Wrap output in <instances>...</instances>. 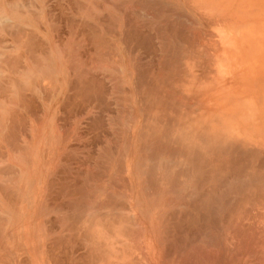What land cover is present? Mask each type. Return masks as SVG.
I'll return each mask as SVG.
<instances>
[{
  "label": "rangeland",
  "instance_id": "rangeland-1",
  "mask_svg": "<svg viewBox=\"0 0 264 264\" xmlns=\"http://www.w3.org/2000/svg\"><path fill=\"white\" fill-rule=\"evenodd\" d=\"M175 1L176 0H174V2ZM180 1L179 0L178 2L176 1L177 4H180L178 5L179 6L178 7L176 6V2L174 4V2L171 0H0V7H1L0 11L2 13H6L8 18L11 19V17L18 14L17 13L18 10L17 11H12V10L15 7L17 8L20 6L22 7V8L20 7L22 10L18 8L19 9L18 12L23 13L22 15H25L23 17H26V15L28 16L26 17L28 18L26 19V22L25 21L22 22L21 20L16 19V16L13 17L12 19L14 21L12 22V24L11 23L9 24L11 25V28H8L9 26H7L6 28H8V32L5 33L3 32L2 35H0V43H2L3 41V45L5 46L7 52L8 53L11 52L13 56L15 55L14 57L18 58L19 61L18 73L11 68L12 66L9 67V65H5V64L4 66H0V74L2 76V77L0 76L1 77L0 90L2 87H4L5 88L4 90L7 91V92L4 91L6 94L0 91V157H1L0 159L5 157L1 161L3 163L0 162L1 163L0 168L6 167L8 165V169L6 170L4 169L1 170L2 168L0 169L1 170L0 174L1 173L5 174L7 170L9 171V169L12 172L10 174L6 172V176L3 174L0 175V179H1L0 181L1 182L5 181L3 182L5 184H2L0 182L1 183L0 185H3L4 188V185L7 186L8 182L10 183L15 182V179H17L18 176L16 177L13 174L18 172L16 171L17 169L21 170L24 167L22 173L23 171L25 173L27 169L28 170L31 169L30 172L33 171L32 170L34 166L33 162H35L34 157H36L34 156L35 154L34 151L37 149L40 150L39 156L41 157L40 160L42 161V163L40 162L41 166L49 168L50 161L53 158L52 155L54 156L53 153H55L54 150L52 151L53 153L49 151L51 148L48 149L50 145L49 138H53L54 140V137L56 138L57 136H64L65 138L66 136L68 137L69 135L70 137V135H72L71 125H69L70 120L76 123L75 124L76 129L73 135L76 137L78 136V137L86 138L88 140V141H83V143H85L84 144L85 146L94 147L96 146L94 144L100 145L103 140L104 143L110 142L108 137L104 138L105 134L106 135L108 134L110 136L114 135L111 137V140L112 138L114 139L119 138V136H116L117 133L114 132V131L117 132V129L111 128L113 125H110L111 123L113 124V119L109 118L108 121L111 120L110 123L108 121H105L104 124V121H102V119L104 120V118L101 117L106 112H107L106 114H111V116L114 114V116L116 117L118 115V112L116 111L115 108H119V106H121V105L119 106L117 105L118 103L116 101L117 98L114 96L112 91L110 92L111 86L110 88H108L109 85L106 86V90L102 91L100 94L99 92L96 94L92 92L91 95L89 96H85V92L84 95L78 94L80 93L78 90L75 92L73 89H69V86L66 88L65 87L66 78L64 79L63 74L60 73H64L63 70L65 68L67 69V67L69 68L68 66L69 63L67 61H64L66 60L65 58L67 55L70 54L72 55L73 53L79 55L81 58L76 55L75 56L77 58L73 56V58L75 57V59H73L75 60L74 62H76V64L77 62H80L77 61L79 57L81 62L82 63L84 62L83 64L86 65L85 67L92 72L93 76L95 77L97 76V78L102 79L101 75L104 74L105 70H114L118 78L119 77L122 78L121 80L124 83V84L122 83L124 85L122 86V91L121 93H116L115 95L116 96L120 95L122 96V98H125L126 103L128 104L129 102L131 106L133 105L134 99L137 100L136 106L138 109L135 111V113L137 115L136 120H137V129H138L142 125L141 118L143 120V116L140 113L142 112L141 110H145L146 113L150 111L152 114L149 112L147 114L153 115L159 110L158 108H161L156 105L157 101H152L153 104H151L150 107V105H148L147 103V98H148L147 96L149 97L152 96L157 100L158 95H160L161 93L160 91L162 89L164 90V79H163L164 59L168 56L169 58L171 57V55L169 54L167 55L166 52L169 49H176L177 46L180 52L176 53L173 51L175 54L173 58L176 59H173V61L169 62L168 68L166 70V73L168 74L169 79L171 80V81H166L165 84L166 88L167 87L170 88L169 89L170 93L168 95V98L170 96L173 97L176 96L178 99L176 108H181L180 110L183 112V116L184 117L187 116L188 119H192L189 116V111L190 112L192 111L194 114L193 118L198 119L203 124L205 123V121L202 118H200L199 116L200 114L205 115L207 117L209 114L212 115V113H215L216 116L215 129H216L217 137H222L225 138L226 140L228 139V145L230 146H233L234 144L237 145L235 147L233 146L231 151L238 147L237 150H234L237 152L234 151L229 152V154L231 155L230 156L227 155L228 158H230L229 160L232 162V166L229 163L230 166L232 167V168L230 167L229 170L231 172L229 173L227 170L228 173L226 174L228 175H226L225 173H220L219 171L221 178L223 176L222 174H225L226 176H228L226 179H230V181L225 180L226 177L225 175L222 180L221 179L217 180L218 181L217 182L218 185L216 186L217 196L220 197H217L219 200L217 201L218 207L215 211V214L217 211H220L221 213L217 212L218 214L214 216V219L212 218V221L210 222L211 223L210 228L208 225L209 231L208 228H206L207 225L206 226L199 225L200 226L199 227L198 225L196 226L191 224L190 227V224L187 223L189 225L188 226L185 223L183 226H178L181 229L178 228L175 224H172L170 226L167 225V228L170 229V232L169 231L164 232L166 230V225L164 224L165 222L163 216L164 214L159 216V213L156 212V210L153 208L152 210L151 207L149 208V210H147L148 211L147 212L146 209L148 208V206H146V203L142 200L143 198H141L140 200L143 202V206L141 207H143L144 209H141L143 210L142 212L139 211L137 213V215L138 214L140 215L138 216V218L140 217L141 218L138 221H136L137 219L135 221L137 227L142 226V228L140 229L144 231L140 230L139 228H136L135 227L136 225L134 223L133 224L135 225L134 229L135 230L137 229L138 232L134 230L136 234L131 235V237L129 236L133 241L132 240L130 241L128 236H127L128 239L125 238L126 235L124 234V237L122 238L121 241H124L126 244L124 245V243H122L123 245L122 247L129 246L131 248L130 245H132L131 249L138 250L136 251V259L138 261V264H148L147 261L149 262V264L150 263L166 264L167 262H165L164 260L170 261V259L172 258L169 257V254H171V251H174L176 249H178L177 251H179L180 255H183L180 257L181 260L179 262L180 264H194L195 263L194 260L198 261L196 262V264H208V263L210 264V262L211 264H215L214 261L218 259V257L215 256L218 254L227 255L226 256L227 264H264V249H263L264 247H261L264 245V229H261L264 228V0H193V3L192 0H190L191 3H189L190 1L187 0L189 4L187 3L188 5H185L184 9H183L184 5L180 9V6L182 4L179 3ZM14 3L17 4L13 5ZM176 9H179L180 11ZM176 11L182 13L181 15L182 18L180 16H176V14L178 13V12L176 13ZM184 15L185 17L183 20ZM177 17H180V20H176ZM190 17L192 20L190 19ZM97 20L101 22L99 21L97 22ZM185 20L187 21L189 20V23L193 22V24H195L196 26L194 28L192 27L185 29L184 31L188 33L185 34L186 36L179 31V25H178V23L183 24L184 22H185L184 24L186 25L187 21ZM131 21H138L137 26H134V24L129 25ZM122 22L125 23L126 26L125 29L118 27ZM109 23L115 24L116 27L114 28V30L107 28L109 26ZM189 23H187V26L190 25ZM14 26L19 27L20 29L19 31H22L23 33L25 32L23 34V39L20 38L21 40H18L17 42L14 40L15 39L14 33L16 32L15 34H17L18 29H16L15 27L16 31L15 30L13 31ZM129 26H132L130 29H135V28L137 29V37L134 38L129 33L130 30ZM164 26L167 29H170V31L178 32L185 39H183L180 42L179 40H175L174 38L173 39L166 38V40L164 41V38L166 37L164 36L165 35L164 32L167 31V29H165ZM22 28L25 31H23ZM89 29L97 30L98 34L101 37H104L103 35H105L107 38L106 44L102 43L100 44L101 46L97 45L98 48L100 47L98 49L97 46H95L96 44L91 41L92 36L89 37V35H87L88 33L90 34V31H93V30L89 31ZM24 35L26 36L24 37ZM31 35H34L35 37L34 42L36 44V48H38L36 51V55H38L40 59V61L38 59L39 62L38 61L36 62L35 68H34V64H32L29 58V55L31 53V49H29L30 48L29 39ZM19 37L22 36L19 35ZM87 38L90 40V43L87 40ZM187 40H190L191 44L193 41L195 46L193 44L191 45L190 43H188ZM73 45L75 46L74 48H72ZM15 46L17 48V51L15 50L16 48L14 49ZM76 46L78 48L81 46L79 48L80 50L76 48ZM192 46L194 48H192ZM62 51L65 53L63 54ZM50 53H52L53 58H50L51 57ZM167 53H169V51ZM47 56L50 63H51L50 61L51 59L55 60V62H53L52 60V62L55 64L54 65L52 63L55 66V67L52 66V69L53 67L56 68L54 69L55 70L54 73L57 74L59 73L58 76L57 74H55L56 77L51 78V80L48 71H46L45 73V75L46 74L48 75V80H47V76L46 78H42L44 72L42 71L43 69L41 70V67L45 68L47 66L46 64L43 63L47 61L46 60ZM41 58L43 61H41ZM168 59L166 58L165 61L167 62ZM72 61L71 63H74ZM40 62H42L44 66ZM39 63L41 64L40 68L38 65ZM66 63H68V65ZM83 64H81L82 66L81 68L84 67ZM85 67L83 71H85L86 69ZM37 68H39L42 72H38L36 70ZM66 69L65 71H67L70 81L71 75L73 73H71L70 68L67 70ZM174 69L177 70L178 72H174ZM91 72L90 74L89 73L87 74L89 76H92ZM150 72H152L156 77L159 76L158 81L155 78V76ZM37 73H43V75L42 74L39 75ZM140 73L143 76L146 73L145 74L146 79L145 77L143 78ZM187 73H189L190 76L193 77L194 81L198 83L199 86L197 87L196 91H194L195 89L194 86L188 84L185 85L184 80H182L184 76L186 77ZM193 73L199 75V77H196ZM28 75H32V76H28ZM33 75H35L34 78ZM106 75L110 76L108 74ZM213 75L216 76V79L215 77H213ZM39 76H41L42 79H39ZM125 76L126 79L123 78ZM130 77L131 78L133 77V79L130 80ZM140 78H141L140 82L143 81L142 83L144 85L140 84L139 82ZM43 79L46 80L44 81ZM142 79L148 81L146 82L145 80ZM42 80L44 82H42ZM136 80H138L137 82L138 85L145 86L146 83L148 84V85L146 84L145 86L148 89L147 90L148 93L147 94L145 93L143 95V96L146 95L145 96L146 98L141 95L143 93H141L142 91L140 92V90H137V92L139 91V93L141 94L137 92L136 95L130 94L129 89L132 84L134 83L136 84ZM19 83L21 84L20 87L22 89L24 88V86L26 87L23 89L24 90L23 94L25 96V99L28 100L24 101L25 105L23 104V106L25 108L18 105L13 110V108L10 107L11 105L10 100L11 97L14 95L15 87L20 85ZM22 83L24 85H22ZM161 83L163 84L162 86ZM192 84L195 85L196 83H192ZM214 85L216 86L215 91H214ZM152 86L154 87V89ZM156 86L158 89L156 88ZM192 94H193V99L191 98ZM163 96H164V92H163ZM139 97L141 98L143 97V100H141V98L140 100H138ZM32 99L34 105L33 107L31 105L32 103H30L29 101ZM252 99L255 102L254 105L251 104V102H249ZM115 101L117 103H115ZM138 101L140 102L143 101V102L142 104L141 103L139 104ZM25 102L27 103L29 102V103L27 104ZM248 102L251 104V106L250 104L248 105ZM143 103H145L146 107L144 106ZM29 104L31 106V109L34 108L33 109L34 111L29 110L30 107L29 108L27 107V105ZM73 104L74 106H72ZM115 104L117 107L115 106ZM139 106H141L142 109ZM257 106L259 107L263 106V108L261 110V113L257 115L259 119L257 120L256 118H254L255 120L254 121L253 119H250L248 117V113L250 111V108H255V110L259 109L257 108ZM65 108L68 114H70L73 111L72 109L70 112L69 108H78V113H76V115H74L73 118L71 119L70 115L72 114L70 115L66 114ZM197 108H200V114H198V112L196 111ZM88 109H90L91 111L90 113H88ZM11 110H13V112ZM14 111L15 112L17 111V113H15ZM121 112L123 113V110H121ZM125 113L127 112L125 111ZM10 114L12 115L10 116ZM97 117L99 119L102 118L100 120L101 122L98 120L101 125H99L97 121L95 125L93 124L95 122H92V120L93 119L97 120ZM90 121L91 124L94 125V127H92L93 125L90 124ZM116 121L117 119L114 120V122ZM108 123L110 126H108ZM11 124L13 126H11ZM1 125H5V127H7L5 129L6 132L5 130H2ZM89 125L92 128H90ZM98 125L101 126L102 128L98 127ZM9 126L11 128L13 127V129H15L16 131H13V129H11ZM135 132L136 131H129V135L127 134L125 135L123 134L122 131L121 143L127 142L126 143L127 145L128 143L130 144L133 143L131 144L132 146L136 144V141H138L137 150L134 149L133 147L128 158L131 156V158H134L135 161H141L140 159L142 158L141 156L143 155V153L140 154V150L142 149V145L140 142L139 135L135 137ZM51 135H53V137ZM11 136L17 137V138L14 137V139L16 138V145L14 143V139H11V142L9 141ZM9 142L14 144L12 145ZM249 144L252 146H250ZM53 145L50 147L56 148L58 146V149L62 147V146L59 147V145L57 146L56 145L53 146ZM105 145L103 144L101 145V147L102 146H104V148L108 147ZM15 146L19 147L18 151ZM27 146L29 149L27 148ZM64 147L65 146H63L62 148ZM79 147L81 146L79 145ZM23 148L24 150H22ZM100 148L98 149L100 150ZM243 148H244V152L242 150ZM105 150L108 149L106 148ZM121 150L122 152H124V148H122ZM240 151H242L243 154H241L242 152ZM14 152H16V154ZM23 152L28 157L25 156ZM25 152L26 153L28 152L30 156ZM83 152L85 153V149ZM134 152H137L138 154ZM17 154H19L20 157ZM237 156L239 157L237 158ZM25 160L30 162L28 163L29 166H27L26 163L27 161ZM126 160L127 158L123 159L122 161L124 166L126 164L128 165L129 163V162L127 163ZM4 161L8 163H6L5 165ZM233 167H235V169ZM239 167H241V170L239 169ZM28 170L27 172H29ZM19 172L17 174L21 175ZM255 173L257 176L254 175ZM126 174L122 176L124 180L125 179L128 180V177H130L129 173H128V177ZM7 176L8 178L9 177L13 178L14 176L15 178L14 181H6V179L8 178L4 179V177ZM220 177L218 176V178ZM12 178L9 179L13 180ZM253 181L255 183H253ZM127 184L129 185L128 182ZM229 187L231 188V190L229 189ZM132 190H133V198L141 197L145 191L147 198L149 200L153 196L151 199L152 201L155 202L151 201L152 204L158 205L159 202H161V204H164V207L167 205V203L163 201L164 200L163 199L164 197L162 198V196H164L163 194H161L162 196L160 195L161 196L160 198L155 197V194L150 195L151 191L149 192L148 189L146 190L142 189L139 184V181H137L136 179L135 180L133 179ZM228 191L229 193H227ZM156 198L159 200L156 201L157 200ZM151 202L149 203L147 202V204L150 205ZM173 205H176V203L173 202ZM226 205L230 207L227 206L228 208L226 209ZM220 207L222 208V210L221 209L219 210ZM9 208H11V206H9L5 202V199L0 197V217L6 220L7 216L5 214V211L6 209ZM40 209L43 208L41 207ZM12 210L10 212H12ZM164 210H171V208ZM172 210L174 211L177 209L172 208ZM230 211H232V213ZM242 212L246 214L244 213L241 214ZM145 213L149 215H147L146 217ZM225 213L228 214L229 216H226ZM29 215H32V211L29 212ZM242 215H246L244 216L246 217L245 219L243 217L244 220L243 219L241 220L240 218V216ZM225 218L227 219V221ZM238 220H240V223ZM140 222L141 224L142 223L143 224L141 225ZM218 222L221 225H219ZM225 222L226 224L222 225V223ZM250 222L253 227L250 226L251 225ZM234 224L235 225L242 224V225L238 227V225L235 226ZM244 224L247 227V229L246 227H244ZM248 225L250 229L252 228V230L253 228H255L253 231H256V228L258 229L259 227H261L256 232L258 233V235L259 233H261V235H259L260 237L258 236L260 239L256 238L255 241L258 242V240H260L261 241L260 243L263 244H260L258 242L260 245L254 247L252 245L253 243L252 244L250 243L251 239L253 241L254 236L255 235L257 236V234L255 233V235L252 237V234H254V232L252 233V230H250L251 233L248 231L249 230ZM3 226H7V225H3ZM33 227H34V221L31 223V226L27 227L25 230L27 234L26 242L30 249L29 253H31V256L33 258V264H42L41 262L43 261L42 260L43 257L41 258L40 253L37 252L39 250L32 249L33 244H37L35 243L34 237L33 238L31 237L33 234V229H34ZM215 227L220 229L218 230ZM204 228H206V230ZM240 228L241 229L243 228L242 229L243 231L240 230ZM2 229L4 228L2 227ZM196 229L197 231H195ZM215 229L216 231H214ZM202 230H205V232L208 231L207 232L208 234L204 232V235H202L203 236L202 237L200 235V232L203 233ZM237 230H240L241 232H238ZM210 231H212V233H209ZM245 231L249 232V236L251 235L250 238L252 237L251 239L249 238L248 241H246L247 240L246 238L248 237L244 235V234L248 235V233ZM219 232L220 233L222 232V234L220 235ZM236 232L238 233V235ZM171 233L177 238L175 237H174L175 239L172 238L173 236L171 235ZM205 234L206 236L208 235L207 236L208 238L212 237L214 238V240H212V238L208 240L207 237H204ZM234 234H236L237 236ZM166 235H168L169 237H166ZM179 235L181 239H179ZM132 236L135 237L138 241L135 238H132ZM138 236H140V238ZM261 236H263L262 239ZM230 237L231 239L233 238L232 239L233 241L230 239ZM204 238H206V240ZM243 238L245 244L248 243L249 245L246 244L245 246V244L243 243L244 241L242 240ZM169 240H171V242ZM239 240H242L243 242H240ZM139 241L141 242V247L139 245L140 244ZM36 242L38 241L36 240ZM183 242L185 244H183ZM127 243H129L130 245L129 244L127 245ZM187 243H189V247ZM173 244L176 245L177 247L173 246ZM193 244L197 246L195 247ZM241 244L244 249L246 248L247 251L249 248L250 250L254 249L253 251L251 250L252 254L251 251L250 252L248 251L250 255H247V251H244L243 248L242 249L240 248L242 247ZM135 245L136 246L139 245L138 246L139 248H137ZM251 245L253 246L252 248ZM206 247L208 251L205 249ZM209 247L210 249H208ZM256 247L257 249H259L260 247L259 251L257 250V253H256ZM140 248H142V250ZM170 248H172V250ZM202 252L203 254H201ZM206 252L207 255L205 254ZM244 252L245 254H243ZM200 255L203 257H201ZM211 256H213V259L211 258ZM201 258L203 262L200 261ZM206 258L208 260H206ZM220 258L224 259V257H220ZM24 259H26V256H24ZM190 261H192L193 263Z\"/></svg>",
  "mask_w": 264,
  "mask_h": 264
},
{
  "label": "bare ground",
  "instance_id": "bare-ground-1",
  "mask_svg": "<svg viewBox=\"0 0 264 264\" xmlns=\"http://www.w3.org/2000/svg\"><path fill=\"white\" fill-rule=\"evenodd\" d=\"M171 1H173L174 2V0H171ZM177 2H178V0H176ZM175 1V2H176ZM180 1V0H179ZM190 1V0H189ZM172 2V3H173ZM175 2H174V4H175ZM177 2H176V6H178V5H180V4H177ZM179 3H182L181 4V6H180V9L182 8V6H183V9L185 8V5H188L189 3H191V1L188 3L187 2V0H181ZM188 3V4H187ZM192 3H193V0H192ZM17 4V3H16ZM15 3L13 4V5H16ZM22 4V3H21ZM20 4V5H21ZM197 4V3H196ZM8 5H10V4H8ZM18 6V5H17ZM23 6V5H22ZM191 6V5H190ZM10 7V6H9ZM14 7V6H13ZM12 7V8H13ZM21 7V6H20ZM20 7H15L12 11H19V9H21ZM26 7V6H25ZM179 7V6H178ZM177 7V8H178ZM193 7V6H192ZM1 8V7H0ZM19 8V9H18ZM3 9V8H2ZM26 9V8H25ZM183 9H182V11H183ZM193 9V8H192ZM22 10V9H21ZM176 10H179V9H176ZM4 11V10H3ZM17 11V13L18 14H16L15 16H16V19H18V20H21L22 22H26V19H28V18H26V17H28L27 15H26V17H23V16H25V15H22L23 13H19ZM24 11V10H23ZM180 11V10H179ZM181 11V12H182ZM185 11V10H184ZM195 11V10H194ZM5 12V11H4ZM178 11H176V13H177ZM193 12V11H192ZM180 12H178L177 14H176V16H180L181 17V15H182V13H180ZM11 15H14V14H11ZM89 15V14H88ZM187 15V14H186ZM15 16H13V17H15ZM13 17H11V19L13 18ZM180 17H177L176 18V20H180ZM184 17H185V15L183 16V20H184ZM23 18V19H22ZM182 18V17H181ZM10 18H8V16L6 15V13H2L1 11H0V35H2V33L4 32H8V28H11V25H9L10 23L12 24V22L14 21L13 19L11 20ZM190 19H191V17H190ZM100 20V19H99ZM99 20H97V22L99 21ZM192 20V19H191ZM190 20V21H191ZM195 20V19H194ZM29 21H31V20H29ZM185 21H187V20H185ZM196 21V20H195ZM28 22V21H27ZM99 22H101V21H99ZM184 22V21H183ZM177 23H178V21H177ZM185 23V22H184ZM179 24L178 23V25H179V31L183 34V35H185V34H188L187 32H185L184 30L185 29H188V28H194V27H196L195 26V24H193V22L191 23H189V20L186 22V25L185 24ZM187 23H189L188 25L189 26H187ZM134 24V26H137V24H138V21H131L130 22V24L129 25H133ZM7 26H9L8 28H6ZM15 27L16 26H14V29H13V31L15 30L16 31V29H18L17 31H18V33L17 34H15L14 33V37H15V41L17 42L18 40H21V39H23V34L25 33H23L22 31H19L20 29H19V27H16V29H15ZM84 27V26H83ZM116 26H115V24L114 23H109V26L107 27L108 29H112V30H114V28H115ZM118 27H121L122 29H125L126 28V26H125V23H120V25L118 26ZM132 26H129V29L131 28ZM21 28V27H20ZM164 28L165 29H167L165 26H164ZM23 29V28H22ZM90 30H93V31H90ZM23 31H25L24 29H23ZM89 31H90V34H92V35H90L89 33L87 34V35H89V37L90 36H92V42L93 43H95L96 45L95 46H99L100 44H102V43H105L106 44V42H107V38H106V36L105 35H103L104 37H101L99 34H98V32H97V30H94V29H89ZM88 31V32H89ZM97 32V33H96ZM87 33V32H86ZM86 33H84V34H86ZM129 33L132 35V37H137V29L135 28V29H130L129 30ZM164 36H166L165 38H164V41L166 40V38H168V39H170V38H174L175 40H179L180 42L183 40V39H185L184 37H182L178 32H176V31H170V29H167V31L166 32H164ZM16 35V36H15ZM19 35H21L22 37H19ZM72 35V34H71ZM26 35H24V37H25ZM73 36V35H72ZM71 36V37H72ZM130 36V35H129ZM186 36V35H185ZM5 37V36H4ZM13 37V38H14ZM74 37V36H73ZM131 37V36H130ZM21 38V39H20ZM86 38V37H85ZM171 39V40H172ZM34 40H35V37H34V35H31L30 36V39H29V41H30V44H29V49H31V53H30V55H29V58H30V60H31V62H32V64H34V68H35V65H36V62L38 61V59H39V56L38 55H36V51H37V49L38 48H36V44H35V42H34ZM87 40L89 41V43H90V40L87 38ZM87 40H85V41H87ZM6 41V40H5ZM168 41H170V40H168ZM188 41V43H190L191 44V42H190V40H187ZM173 42V41H172ZM73 44H75V43H73ZM79 44V43H78ZM92 44V43H91ZM192 44L195 46V44H194V42L192 41ZM191 44V45H192ZM38 45V44H37ZM77 46H79V45H77ZM76 46V48H78ZM98 46H97V48H98ZM101 46V45H100ZM104 46V45H103ZM39 47V46H38ZM75 46L73 45L72 46V48H74ZM81 47V46H80ZM79 47V48H80ZM16 48V46L14 47V49ZM78 48V49H79ZM96 48V47H95ZM96 48V49H97ZM100 48V47H99ZM98 48V49H99ZM102 48V47H101ZM168 48V47H167ZM192 48H194L193 46H192ZM16 51H17V48L15 49ZM14 50V51H15ZM80 50V49H79ZM168 50V49H167ZM172 50V51H171ZM169 51V53H167ZM167 52H166V54L168 55H171V57L169 58V56L168 57H166L168 60H167V62L165 61V59H164V77H163V79H164V90L162 89L159 93H160V95H158V97H157V100H156V98H154V97H152V96H147L148 98H147V103H148V105H150V107H151V104H153L152 103V101H157V106L158 107H161V108H158L159 110L156 112V113H154L153 115H150V114H147L148 112L149 113H151L150 111H148L147 113L145 112V110H141L142 112H140V111H138V112H140L141 114H142V116H143V120H142V118H141V121H142V125L137 129V118H136V113H135V111L138 109L137 108V100L136 99H134V102H133V105L131 106L130 104H129V102H128V104L126 103V99L125 98H122V96H120V95H118V96H116L115 94L116 93H121V91H122V86H124L123 84V82H122V78H118V76H117V74H116V72L114 71V70H105L104 71V74L103 75H101V77H102V79L101 78H97V76L95 77V76H93L92 75V72L90 71V70H88L85 66L86 65H84L82 62H81V60H80V56L79 55H76L75 53H73L72 55L70 54V55H67L66 56V60H64V61H67L68 63H69V65H68V63H66L68 66H69V68H70V71H71V73H73L72 75H71V80L69 81V75H68V73H67V71H65V69L63 70L64 71V73H60V74H63V77H64V79L66 78V81H65V87L67 88L68 86H69V89H73L75 92L78 90L80 93H78V94H83L84 95V92H85V96H89V95H91V93L93 92V93H98L99 92V94L102 92V91H104V90H106V86H108L109 85V87L108 88H110V86H111V90H110V92L112 91V93L114 94V96L117 98V102L115 101V103H117V105L119 106V105H121V106H119V108H115L116 109V111L118 112V115L115 117V116H112L111 117V114H110V119L112 118L113 119V124L111 123L110 125H113L111 128H116L117 129V132L116 131H114L115 133H117L116 134V136H119V138L118 139H114V141L115 140H117V141H115L116 143H115V145H114V143L112 144V145H114L115 146V148L113 149L111 146V142H107V143H104L103 141V144L105 145V146H108V147H106L108 150H105L106 148H104V146H102L101 148H100V150H99V154L98 155H100V156H97V155H95V153H94V155L97 157L96 158V160L98 161V159L100 158L101 160H102V157H104V159L101 161V164H99L96 160V163H94L93 161H94V159H92L93 161V163L95 164V165H97V163L99 164V167H98V165H97V167L98 168H100V166H102V165H104V167H105V170H106V172H113V173H115V175H119V177H118V179L120 180V190H118V191H120V194H117V197L116 196H113L114 198H115V200H112V196L110 195L109 196V193H110V191H112L111 190V188L109 189V191H105V190H103V191H105L106 193L107 192H109V193H107V196L105 195V194H102L103 196L105 195L107 198L105 199V203H107V202H109L110 200H112V203L111 204H109V205H112V207L111 206H109V207H107V206H104V205H106V204H104L103 205V202L101 203V204H99L100 206L102 205L105 209H111V211H112V209L113 210H115V213H114V220L115 221H118L119 223H120V230H118L119 232H120V236H121V240H122V238L124 237V234L126 235L125 236V238H127V236L129 237H131V235H133V234H136L135 233V231L136 232H138L137 231V229L135 230L134 229V226L136 225V221H138L140 218H138V216H140L139 214L137 215V213L140 211V212H142L143 210H141V209H144L143 207H141V206H143V202L140 200L141 198H143L142 200L146 203V206H148V208L146 209V211L147 210H149V208L151 207V209L153 208V209H155L156 210V212H158L159 213V216L160 215H162V214H164L163 216H164V220H165V222H164V224L166 225V230L164 231V232H170V229L169 228H167V225H172V224H175L177 227L178 226H183L185 223L187 224H190V227H191V224L192 225H204V226H206L207 225V227L206 228H208V225H209V228H210V226H211V221H212V218L214 219V216L216 215V214H218L217 212H220V211H217L216 212V214H215V211H216V209H217V201L219 200L217 197H220V196H217V188H216V186L218 185L217 184V180L218 179H223L224 178V175L226 174V173H230L231 171H229L230 170V167L232 166V162L229 160L230 158H228V156L227 155H231V154H229V152H233L234 150H237L238 149V147L236 148V149H234V150H232L231 151V149H232V147L234 146H237V145H233V146H230V145H228V139L226 140L225 138H222V137H217V135H216V129H215V121H216V116H215V113H212V115L211 114H209L207 117L205 116V115H202V114H200V108H197V112H198V114H200L199 116H200V118H202L204 121H205V123L203 124L202 122H200L198 119H188V117L186 116V117H184L183 116V112L180 110L181 108H176L177 107V103H178V99H177V97L176 96H170L169 98H168V95H169V93H170V88L169 87H167L166 88V86H165V84H166V81H171L170 79H169V76H168V74L166 73V70H167V68H168V65H169V62L170 61H173V59H176V58H173L174 57V52H176V53H179L180 52V50H179V48L176 46V49H169ZM174 51V52H173ZM67 52V51H66ZM170 52H171V54H170ZM193 52V51H192ZM196 52V51H195ZM62 53L64 54L65 52H63L62 51ZM50 55H51V57L50 58H53V55H52V53H50ZM50 55H48V56H50ZM79 56L78 57V60L77 61H80L81 62V64H83V66L87 69H85V71H83V69H84V67L83 68H81L82 66H81V64H80V62H77V64H76V62H74L75 60H73V59H75V57L76 56ZM15 56V55H14ZM13 55H12V53L11 52H7V50H6V48H5V46L3 45V41H2V43H0V66H4V64L5 65H9V67L10 66H12L11 68L12 69H14V71L15 72H17L18 73V69H19V61H18V58H16V57H14ZM48 56L46 57V60L47 61H45V59H44V61L45 62H43L44 64H46L47 66H48V68H47V66L44 68V67H41L40 65L42 64V62H40L38 65H39V68L41 67V70L44 72V75H43V73H37V74H39V75H43V77L42 78H46V76H47V80H48V75L46 74L45 75V73H46V71H48V73H49V77H50V80H51V78H53V77H56V75L55 74H57V73H54L55 72V70L54 69H56V68H54L55 66V64L53 63V62H55V60L54 59H51L50 61H51V63L49 62V59H48ZM56 56V55H55ZM62 56V55H61ZM73 56H75L74 58H73ZM43 58H45V57H43ZM77 58V57H76ZM52 60H53V62H52ZM73 60V61H72ZM39 61H40V59H39ZM38 61V62H39ZM41 61H43L42 60V58H41ZM63 61V62H64ZM71 61L72 62H74V63H71ZM47 62H48V64L50 65H48L47 64ZM54 65H53V64ZM65 63V62H64ZM72 64H73V66H72ZM43 65V64H42ZM44 66V65H43ZM52 66H54L53 67V69H52ZM135 67V66H134ZM39 68H37L36 70L38 71V72H42ZM68 67H67V69H69ZM33 69V68H32ZM66 69V70H67ZM40 70V71H39ZM33 71V70H32ZM57 71V70H56ZM87 71H90L91 72V75L92 76H89L87 73H89L90 74V72H87ZM174 72H178L177 70H175L174 69ZM32 73V72H31ZM70 73V72H69ZM118 73V72H117ZM150 73H152V72H150ZM106 74H108V75H110V76H107ZM119 74V73H118ZM141 74V73H140ZM139 74V75H140ZM146 74V73H145ZM145 74H144V76L142 75V77L144 78L145 77ZM153 74V73H152ZM54 75V76H53ZM59 75V73L57 74V76ZM148 75V74H147ZM151 75V74H150ZM154 75V74H153ZM161 75H163V74H161ZM0 76H1V74H0ZM28 76H32V75H28ZM34 76L35 75H33V78H34ZM45 76V77H44ZM155 76V75H154ZM2 77V76H1ZM0 77V78H1ZM99 77V76H98ZM105 77H108V78H105ZM138 77V76H137ZM141 77V78H142ZM148 77V76H147ZM162 77V76H161ZM160 77V78H161ZM196 77H197V75H196ZM32 78V77H31ZM30 78V79H31ZM32 78V79H33ZM41 78V76H39V79H42ZM124 79H126V76L125 77H123ZM141 78H140V80H139V82L141 81ZM155 78L157 79V81H158V78H159V76H155ZM133 79V77L131 78L130 77V80H132ZM145 79H146V77H145ZM145 79H142V80H145ZM44 80V79H43ZM42 80V82H44ZM76 80V81H75ZM153 80V79H152ZM28 81H30V80H28ZM127 81V80H126ZM146 81V80H145ZM148 81V80H147ZM146 81V82H147ZM149 81H151V80H149ZM138 80H136V84L134 83V84H132L131 85V87H130V94L131 95H136V92H137V90H140V92L141 93H143V94H141V93H139V91L137 92V93H139V94H141L142 96L146 93H148V89H147V87H145L146 86V84H145V86H143L144 84L142 83V82H140V84H143V85H138ZM163 82V81H162ZM37 83V82H36ZM123 83V84H122ZM20 84V83H19ZM68 84V85H67ZM154 84V83H153ZM159 84V83H158ZM157 84V85H158ZM22 85H24L23 83H22ZM26 85V84H25ZM148 85V84H147ZM163 84L161 83V86H162ZM177 85V84H176ZM21 84L20 85H18V86H16L15 87V92H14V95L11 97V100H10V103H11V105H10V107H12L13 108V110H14V108L15 107H17L18 105H20L21 107H24L23 106V104H24V101L26 100L25 99V96H24V94H23V89L24 88H26L25 86H24V88L22 89L21 87ZM35 87V86H34ZM34 87H33V90H34ZM149 87H150V85H149ZM153 87V86H152ZM160 87V86H159ZM176 87V86H175ZM156 88H157V86H156ZM5 88L4 87H2L1 88V90L0 91H2L4 94H6L4 91H6V90H4ZM153 89H154V87H153ZM158 89V88H157ZM109 91V90H108ZM133 91V92H132ZM151 91H152V89H151ZM7 92V91H6ZM132 92V93H131ZM155 92H156V90H155ZM158 92V91H157ZM163 92H164V96H163ZM123 93V92H122ZM152 93H153V91H152ZM152 93H151V95H152ZM155 94V93H154ZM161 94H162V97H161ZM110 95H112V94H110ZM122 95V94H121ZM149 95H150V93H149ZM96 96H98V95H96ZM114 96H112V97H114ZM139 96V95H138ZM146 96V95H145ZM145 96H143V97H145ZM154 96V95H153ZM109 97V96H108ZM143 97L141 98V97H139V99L138 100H140V98H141V100H143ZM76 98V97H75ZM82 98V97H81ZM88 98V97H87ZM146 98V97H145ZM74 99V98H73ZM83 99V98H82ZM111 99H113V98H111ZM256 99V98H255ZM28 100V99H27ZM26 100V101H27ZM80 100V99H79ZM84 100V99H83ZM257 100V99H256ZM30 101V103H32L31 105H32V107L34 106L33 105V99L32 100H29ZM72 101V100H71ZM81 101V100H80ZM258 101H259V98H258ZM75 102V101H74ZM139 102V104L141 103L142 104V102L143 101H138ZM249 102H251V104H253L254 105V100L252 99L251 101H249ZM248 102V105L250 104ZM25 103H27V102H25ZM29 103V102H28ZM27 103V104H28ZM72 104V103H71ZM138 104V105H139ZM144 104V106L146 107V105H145V103H143ZM251 104H250V106H251ZM25 105V104H24ZM126 105V106H125ZM72 106H74V104L72 105ZM115 106H116V104H115ZM154 106H155V104H154ZM27 107L29 108V110L31 111V110H33L34 108H32L31 109V106H30V104L29 105H27ZM117 107V106H116ZM132 107V108H131ZM140 108H141V106H139ZM142 107H143V105H142ZM25 108V107H24ZM257 108H259V109H257V110H255V108H250V111H249V113H248V117L250 118V119H253L254 120V118H256L257 120L259 119L258 117H257V115H259L260 113H261V110H262V108H263V106L262 107H259V106H257ZM73 108H69V110H70V112H71V110H72ZM131 109V110H130ZM132 109H133V112H132ZM142 109V108H141ZM143 109H144V107H143ZM146 109V108H145ZM13 110H11L12 112H13ZM119 110V111H118ZM121 110H123V113L121 112ZM34 111V110H33ZM32 111V112H33ZM105 111H107V110H105ZM125 111L127 112V113H125ZM201 111H202V109H201ZM15 112V111H14ZM91 111H90V109H88V113H90ZM259 112V113H258ZM11 113V112H10ZM15 113H17V111L15 112ZM103 113V112H102ZM258 113V114H257ZM113 114V113H112ZM117 114V113H116ZM152 114V113H151ZM12 114H10V116H11ZM86 115V114H85ZM114 115V114H113ZM9 116V117H10ZM15 116V115H14ZM92 117V116H91ZM95 117V116H94ZM93 117V118H94ZM107 117V116H106ZM105 117V118H106ZM14 118H17V117H14ZM93 118H91V119H93ZM101 118V117H100ZM102 119V118H101ZM101 119H99L98 117H97V120L96 119H93L92 120V122H95V123H93L94 125L96 124V121L98 122V124L99 125H101L100 123H99V121L101 120ZM117 119V121L116 122H114V120H116ZM15 120V119H14ZM99 120V121H98ZM109 120V119H108ZM247 120V119H246ZM111 121V120H110ZM110 121H108L109 123H110ZM255 121V120H254ZM101 122V121H100ZM109 123H108V126H110L109 125ZM76 123L73 121V124L71 125V127H72V129H71V133H72V135H70V137H72V136H74L73 134H74V131H75V129H76V125H75ZM90 124H91V121H90ZM93 124H91V125H93ZM94 125L92 126V127H94ZM98 125V127H100V128H102L101 126H99ZM11 126H13L12 124H11ZM90 126V125H89ZM1 127H2V130H5L7 127H5V125H1ZM10 127V126H9ZM91 126H90V128H92ZM98 127H96V128H98ZM106 127V126H105ZM11 128V127H10ZM96 128H95V130H96ZM100 128H99V131H100ZM123 128V129H122ZM9 129V128H8ZM11 129H13V127L11 128ZM10 130V129H9ZM115 130V129H114ZM13 131H16L15 129H13ZM122 131H123V134H127V135H129V131H136L135 132V137H137L138 135H139V138H140V142H141V145H142V149L140 150V154H142L143 153V155L141 156L142 158L140 159L141 161H135L134 160V158H131V156L128 158V156L130 155V152H131V150H132V148L134 147V149H136L137 150V143H138V141H136V144L135 145H132L131 146V144H133V143H128V145L125 143V142H123V143H121V140H122ZM5 132H6V130H5ZM16 133V132H15ZM112 134V133H111ZM114 134V133H113ZM13 135H14V133H13ZM108 135V134H107ZM131 135V134H130ZM52 137H53V135H51ZM109 136V135H108ZM14 137H16V136H11V138H10V142H11V139H14ZM68 137H69V135H68ZM112 137V136H111ZM126 137V136H125ZM17 138V137H16ZM16 138L14 139V143H15V145H16ZM76 138V136H74V139ZM124 138V137H123ZM131 138V137H130ZM138 138V139H139ZM5 139V138H4ZM51 139L52 138H49V140L51 141ZM54 139L55 140H61V139H59V138H55L54 137ZM73 139V138H72ZM111 139V138H110ZM127 139V138H126ZM7 140H8V138H7ZM53 140V139H52ZM54 140V141H55ZM82 140V139H81ZM81 140L80 139H76V140H74L75 142H81ZM128 140V139H127ZM47 141V140H46ZM46 141H45V143H46ZM53 141V142H54ZM58 141V142H59ZM67 141H69V140H67ZM67 141L65 142V144L67 143ZM73 140H72V142H74ZM106 141V140H105ZM111 141V140H110ZM113 141V142H114ZM126 141V140H125ZM237 141V140H236ZM9 142V143H10ZM52 142V141H51ZM51 142H49V143H51ZM62 142V141H61ZM102 142H101V144H102ZM14 143H10V144H14ZM60 143V142H59ZM63 143V142H62ZM230 143V142H229ZM234 143H236V142H234ZM64 143H63V145H62V147L65 145ZM108 144V145H107ZM233 144V143H232ZM53 144L51 143L50 145H49V148L48 149H50L49 151H55V147L53 148V147H50V146H52ZM54 145H55V142H54ZM53 145V146H54ZM57 145H59L58 143H57ZM66 145H68V144H66ZM250 145V144H249ZM48 146V145H47ZM239 146V145H238ZM250 146H252V145H250ZM16 147V146H15ZM60 147V146H59ZM68 147H69V150H68ZM67 147V150L69 151V155H70V158H67V159H72V161L73 160H78V158H79V156L81 155V156H83V154H84V148H81V147H79V145H77V146H72V143H71V145L70 146H68ZM240 147H241V144H240ZM17 148V151H18V146L16 147ZM27 148H28V146H27ZM53 148V149H52ZM65 148V147H64ZM93 148H95V147H93ZM111 148H112V150H115L114 152H111ZM122 148H124V152H122ZM138 148H139V146H138ZM245 148V147H244ZM244 148L242 149L243 150V152H244ZM26 149V148H25ZM29 149V148H28ZM63 149V148H62ZM88 149V148H87ZM251 149V148H250ZM22 150H24V148L22 149ZM59 150H61V149H59ZM19 151H20V149H19ZM25 151H27V150H25ZM58 151V150H57ZM57 151H55V152H57ZM64 151V150H63ZM86 151V150H85ZM88 151V150H87ZM110 152L111 153V155L113 154L114 155V160L113 161H110L111 159H110V157H107L106 158V156H108L110 153H107V152ZM239 151V150H238ZM246 151V150H245ZM250 151H252V150H250ZM250 151H248V152H250ZM39 152H40V150L39 149H37V150H35L34 151V156H36V157H34L35 158V162H33V171H31L30 172V170H28L29 172H27V170H26V172L24 173V171H23V173H22V170H24V167H23V169H21V170H19V169H17L16 171H21V172H19L21 175H18L17 173L18 172H16V173H14L13 175L14 176H18V178L17 179H15L14 178V176H13V178L12 177H9V178H12L13 180H11V179H9L8 178V176L7 177H4V179H6V178H8V179H6V181H14V179H15V182H8V185L7 186H5L4 185V188H3V185H0V197L1 198H3V199H5V202L9 205V206H11V208H9V209H6V211H5V214H6V216H7V219L5 220L4 218H2V217H0V264H33V258H32V256H31V253H29V246H28V244H27V242H26V228L27 227H29V226H31V223L34 221V229H33V234H32V238L34 237V239H35V243H37V244H33V246H32V249H34V250H36V249H38L39 251H37V252H41L42 254H44V256H41V258L43 257V261L41 262L42 264H58V262L59 261H62V262H66V263H68L69 264V262H71L72 264H79L82 260H86V262L88 263V264H97V260H99V261H102L103 263L102 264H138V261H137V259H136V251H138V250H134V249H131L132 248V245H130L129 243H127V245L129 244L130 246H131V248L128 246H126V247H122L123 245H122V243H124V245L126 244L124 241H120V248L119 249H121V252H120V254H121V256H120V260L119 261H117L118 260V258L116 257L115 259H116V261L115 262H117V263H115V262H113L114 261V259H113V257H111L110 255L112 254V255H114L113 253H111V254H109V252H108V245H107V243H104L102 240H99V239H97V237H99V236H97V229H96V227L98 228L103 222L104 223H108V221H109V218H108V221H107V219H105V218H107V217H103L104 219H97L98 221H96V222H98V223H100L99 224V226L97 225H93L94 223H95V220H94V212L92 211L94 208L91 206H87L86 205V203H84V201H83V199L84 200H86L87 198H85V197H87V196H89V194L90 195H93V196H97V194L98 193H101V192H98L99 190H98V188H95V189H93L95 186H93L92 184L95 182V184L94 185H96V183L97 182H99L98 180H101L100 178H101V176H103V175H101V171H102V169H100L101 171L99 172V170H98V172H97V174L98 173H100V175L101 176H98V177H100L98 180L96 179V178H91V179H94V180H91L90 182L92 183L91 185L93 186V188H90V187H87V188H89V189H92L91 190V192H95V191H97V194L95 195V194H93V193H89L88 192V190L86 189V187L84 188V186H86L83 182V185H82V183L80 184V185H82L83 187V189L84 190H81V188L79 187V184H77V183H75L77 186H75V188H78L79 187V189H80V194L83 192V191H86L87 193H89L88 195H85L84 196V194L86 193H82L79 197L77 196V191L75 192V191H73L72 193H74L73 195H71L72 193H71V191L73 190V189H70V188H74V186H73V184H74V181H76L75 180V178H74V181H73V184H71L73 187H70L69 185H67V180H66V178L64 177V175H63V178H60L61 179V181H64V180H66L65 181V185L64 184H62L61 182H58L59 180V177L60 176H62L61 174H60V176L59 175H57V176H59L58 177V179H54V180H58L57 181V183H58V185L56 184V183H54L55 185H57L58 187L60 186V183L63 185V186H65L68 190H71L70 192H67V190H65L66 188L65 187H63V188H65L64 190H62L61 191V189H63V188H61V186L59 187L60 188V191H59V188H57L58 189V191H59V193H57V190H56V187L54 188L53 186H55V185H53V186H51L52 185V183H53V181H52V183L50 184V186L51 187H53L54 189H53V191L55 192V193H57V197L59 198L60 196L59 195H61L62 197H60V199L61 198H63V196H64V194L66 195V196H74L75 194H76V198H72V197H70V198H72L73 200H70V199H68L67 197V199L65 198V196H64V198L69 202L66 206L67 207H65L64 208V206L63 207H61V205H62V203H61V205L59 204L58 206H60V207H57V209H59L58 211L59 212H64L65 213V211H66V209H67V211H66V213L65 214H61V216H59L60 218H58L57 216L59 215H57L56 217L58 218L57 220L56 219H54L55 218V216H53V219H54V224H55V228L58 226L60 229H61V231H60V229L58 228V230L60 231H55V229L53 228V229H51V230H46V228H45V226L46 225H43L44 227L42 228L41 227V224H40V219L42 220V222L44 221V218H45V221L50 217V216H52V215H50L49 214V211H47L46 210V207L44 208V206H43V204L40 202V200H39V198H38V195L36 196L35 194H34V187L37 185V187H36V189H37V191H38V185L39 184H42V179L40 180V178H42V177H40L39 179H38V176L39 175H44L48 170V168L47 167H42L41 166V163H42V161L40 160V156H39ZM97 152V151H96ZM234 152H237V151H234ZM240 152H242V151H240ZM243 152L241 153V154H243ZM15 154H16V152H14ZM20 153H21V151H20ZM26 153V152H25ZM53 153V152H52ZM67 154H68V152H66ZM134 153H137V152H134ZM247 153V152H246ZM2 154V153H1ZM23 154H24V152H23ZM22 154V155H23ZM26 154H28V152L26 153ZM49 154H51V153H49ZM54 155H56L55 153H53ZM58 154V153H57ZM63 154V153H62ZM67 154H64L65 155V157H66V155ZM138 154V153H137ZM3 155V154H2ZM17 155H19V154H17ZM25 155V154H24ZM29 155V154H28ZM63 155V156H64ZM86 155V154H85ZM90 155V154H89ZM93 155V154H92ZM93 155V156H94ZM239 155V154H238ZM247 155V154H246ZM4 156V155H3ZM25 156H27V155H25ZM30 156V155H29ZM48 156V155H47ZM51 156V155H50ZM62 155H60V157H61ZM62 156V157H63ZM241 156H243V155H241ZM252 156V155H251ZM19 157H20V155H19ZM28 157V156H27ZM26 157V158H27ZM52 157L54 158V156L52 155ZM61 157V158H62ZM62 158L63 160H65L66 158ZM88 157V156H87ZM99 157V158H98ZM239 156H237V158H238ZM1 158V157H0ZM5 158V157H4ZM4 158H2V159H4ZM7 158V157H6ZM33 158V159H34ZM51 158V157H50ZM91 158V157H90ZM93 158H95V157H93ZM125 158H127V160H126V162L128 163V165L126 164L125 166H124V164L122 163V161H123V159H125ZM223 158V159H222ZM2 159H0V162L2 161ZM28 159V158H27ZM62 159H58V160H60L61 162H59L60 164L62 163V162H64V161H62ZM66 159V160H67ZM100 159H99V161H100ZM110 159V160H109ZM221 161H220V160ZM232 159V158H231ZM54 160V159H53ZM65 160V161H66ZM89 160V159H88ZM7 161V160H6ZM25 161H27V160H25ZM24 161V162H25ZM70 161V160H69ZM69 161L67 162V164L69 163ZM230 161V162H229ZM5 162V161H4ZM24 162H23V164H24ZM41 162V163H40ZM87 162V161H86ZM1 163H3V162H1ZM1 163H0V165H1ZM6 163H8V162H5V165H6ZM27 163V166H29V164L28 163H30V162H26ZM54 163V162H53ZM52 163V164H53ZM71 163V164H70ZM69 164L71 165H68V166H70L71 168L73 167L72 166V164H73V162H70ZM81 163H82V161H81ZM231 164V166H230V164ZM31 164H32V162H31ZM51 164V165H52ZM64 164V163H63ZM74 164L76 165V162H74ZM77 164H79V160L77 161ZM92 164V163H91ZM90 164V166L92 167V165ZM4 165V164H3ZM58 165V164H57ZM74 165V166H75ZM85 165V162H83L81 165H80V167H79V169H81L82 168V166H84ZM89 165V164H88ZM88 165H87V168L86 167H84L85 168V171H89V167H88ZM10 166V165H9ZM13 166V165H12ZM23 166V165H22ZM31 166V165H30ZM66 164H65V167L68 169H70V167H68ZM78 166V165H77ZM94 166V165H93ZM241 166V165H240ZM7 167V168H6ZM6 167H1L0 169L1 170H6V169H8V165L6 166ZM51 167V166H50ZM58 167L60 168V170L62 171V168L58 165ZM57 167V168H58ZM62 167H63V165H62ZM96 167V166H95ZM237 167V166H236ZM21 168V167H20ZM25 168H26V166H25ZM32 168V167H31ZM56 168V167H55ZM59 168H58V170H59ZM65 168V170H64V174L65 175H69L70 174V171L71 170H74L73 172H71V173H74L75 171L77 172V173H81V172H79L80 170H75V168L73 169H71L70 171H67L66 172V169ZM77 168V167H76ZM98 168H95V170L97 171V169ZM232 168V167H231ZM234 169H235V167H233ZM238 168V167H237ZM243 168H245V167H243ZM242 168V169H243ZM68 169V170H69ZM91 169V168H90ZM218 169H220V170H218ZM239 169L241 170V167H239ZM1 170H0V172H1ZM13 170H14V168H13ZM35 170V171H34ZM43 170H46V171H43ZM53 170V169H52ZM82 170V169H81ZM92 170V169H91ZM91 170H90V172H91ZM94 170V171H95ZM227 170H228V172H227ZM233 170V169H232ZM41 171V172H40ZM50 171V170H49ZM54 171V170H53ZM84 171V170H83ZM96 171L95 172H91L90 174L87 172V174L89 175V176H91L92 175V173H95L96 174ZM104 171V170H103ZM219 171H220V173H225V174H222L221 176H222V178L220 177V174H219ZM223 171V172H222ZM245 171V170H244ZM254 171V170H253ZM3 172V171H2ZM5 172V171H4ZM8 174H10V173H12L11 172V170L9 169V171L7 170L6 171ZM6 172H5V174L4 173H1V174H3V175H5L6 176ZM50 172H52V171H50ZM60 172V171H59ZM66 172V173H65ZM69 172V173H68ZM29 173H31V174H29ZM61 173V172H60ZM68 173V174H67ZM76 173V174H77ZM83 173V172H82ZM81 173V174H82ZM127 173V174H126ZM128 173L130 174V177H128ZM241 173H242V171H241ZM246 173V172H245ZM0 174V175H1ZM16 174V175H15ZM47 174L48 173H46V176L45 177H47ZM50 174V173H49ZM55 174H58L57 173V171L55 172ZM83 174H86V172H84ZM86 174V175H87ZM94 174V175H95ZM103 174H105L106 175V173L104 172ZM109 174H111V173H109ZM109 174L107 173V176H109ZM124 174H126L127 175V177H128V180H124V178L122 177ZM248 174V173H247ZM74 175H75V173H74ZM84 176V177H88V176ZM92 176V177H96V175L95 176ZM105 175H104V177H105ZM226 175H228V174H226ZM225 175V176H226ZM254 175H256V173L254 174ZM10 176V175H9ZM12 176V175H11ZM35 176H37V184H36V177ZM53 176V175H52ZM56 176V175H55ZM70 177L72 176V174L71 175H69ZM69 176L67 177V178H69ZM78 177H80V175L78 174L77 175ZM218 176L220 177V178H218ZM244 176V175H243ZM246 176V175H245ZM257 176V175H256ZM78 177L76 178V179H78ZM97 177V178H98ZM110 177H112V176H110ZM117 177V176H116ZM228 176H226L225 177V180H229L230 181V179H226ZM247 177V176H246ZM249 177V176H248ZM252 177H255V176H252ZM50 179H51V177H49ZM48 178V179H49ZM52 178H54V177H52ZM65 178V179H64ZM73 178V177H72ZM81 178H83L82 176H81ZM103 178V177H102ZM107 178H109V177H107ZM258 178V177H257ZM47 179V180H48ZM49 179V180H50ZM64 179V180H63ZM80 179V178H79ZM78 179V180H79ZM90 179V178H89ZM110 179L111 178H109V181H110ZM114 179H117V178H114ZM133 179L135 180H137V181H139V184H140V186H141V188L142 189H144V190H146V189H148V191L150 192L151 191V193H150V195L151 194H155V197H161L162 195L161 194H163L164 195V193H167V194H169L168 195V198H169V196H171L169 199H167V200H170L171 198L172 199H174V201L173 202H175L176 203V201H179V200H182L183 201V203H182V205H180L179 207H175V209H177V210H172V208H171V210H164V209H170V208H165L164 207V204H161V202H159V204L158 205H154V204H152V202H155V201H152V197L150 198V200L147 198V195H146V193H145V191H144V194L141 196V197H139V198H133V190H132V182H133ZM244 179V178H243ZM1 180V179H0ZM40 180V181H39ZM70 180V179H69ZM82 180V179H81ZM83 180H84V178H83ZM86 180V182L88 181V179H85ZM113 182H115V181H117V180H113V179H111ZM248 180V179H247ZM258 180V179H257ZM2 181H3V178H2ZM45 181V180H44ZM43 181V182H44ZM71 181V180H70ZM69 181V182H70ZM72 181H71V183H72ZM97 181V182H96ZM108 181V182H109ZM112 181H110V182H112ZM1 182V181H0ZM3 182H5V181H3ZM3 182H1L2 184H5V183H3ZM85 182V183H86ZM102 182H104V180L102 181ZM106 182V181H105ZM107 182V183H108ZM110 183V186H111V184H113L114 185V183ZM118 182L119 181H117V182H115V185L117 184L118 185ZM127 182L129 183V185L127 184ZM224 182V181H223ZM248 182V181H247ZM0 183V184H1ZM10 183V184H9ZM101 183V182H100ZM99 183V185L100 186H102V184H100ZM253 183H255L254 181H253ZM49 184V183H48ZM48 184H47V187L49 188L50 186H48ZM87 184V186H89L90 184L87 182L86 183ZM89 184V185H88ZM98 184V183H97ZM106 184V183H105ZM104 184V185H105ZM221 184V183H220ZM224 184V183H223ZM107 185V184H106ZM105 185V186H106ZM114 185V186H115ZM116 185V186H117ZM129 187H128V186ZM232 185V184H231ZM68 186H69V188H68ZM105 186H103V187H105ZM109 186V184L107 185V187ZM114 186H112V187H114ZM99 187V186H98ZM223 187H224V185H223ZM109 188V187H108ZM52 188H50V189H48V191L50 192H52V197H53V191L51 190ZM100 189V188H99ZM105 189V188H104ZM115 189V188H114ZM223 189V188H222ZM229 189L231 190V188L229 187ZM93 190H95V191H93ZM100 190H102V189H100ZM228 190V189H227ZM226 190V191H227ZM229 190V191H230ZM64 191L66 192V193H64ZM148 191H146V192H148ZM222 191V190H221ZM229 191L227 192V193H229ZM60 192H63L64 194H60ZM105 192H103V193H105ZM36 193V192H35ZM44 193V192H43ZM68 193H71V194H68ZM119 193V192H118ZM111 194V193H110ZM112 194H114V195H116L115 193H112ZM219 194V193H218ZM226 194V193H225ZM83 195V196H82ZM159 195V196H158ZM161 195V196H160ZM227 195V194H226ZM225 195V196H226ZM40 196V195H39ZM165 196V195H164ZM164 196H162V198L164 197ZM47 197H49V196H47ZM51 197V196H50ZM49 197V198H50ZM98 197V196H97ZM96 197V199L98 200V198ZM102 197V196H101ZM148 197H149V195H148ZM46 198V197H45ZM54 199H55V197H53ZM63 198V199H64ZM92 197L91 196H89V200L87 199L86 201L88 202V203H90V205H93V206H95L96 204H95V200H94V204L92 203V201H90V200H92L91 199ZM103 198H105V197H102V199ZM157 199V198H156ZM155 199V200H156ZM164 199V198H163ZM175 199H176V201H175ZM224 199H225V197H224ZM228 199V198H227ZM46 200L47 201H45V202H50L52 199L50 198V199H48V198H46ZM50 200V201H49ZM100 200V199H99ZM98 200V201H99ZM104 200V199H103ZM159 199H157L156 201H158ZM229 200H230V198H229ZM57 201H58V199H57ZM66 201V202H67ZM102 201V200H101ZM100 201V202H101ZM152 201V202H151ZM162 201V200H161ZM164 201V200H163ZM162 201V202H163ZM42 202L44 203V201L42 200ZM99 202V203H100ZM147 202L149 203V202H151V206L149 205V204H147ZM172 202V200H170V203ZM229 202V201H228ZM51 203V202H50ZM54 203V202H53ZM52 203V204H53ZM64 203V202H63ZM164 203V202H163ZM226 203V202H225ZM231 203V202H230ZM49 204V203H48ZM172 204V203H171ZM178 204V203H177ZM227 204V203H226ZM50 205V204H49ZM63 205H65V204H63ZM169 205V204H168ZM220 205V204H219ZM229 205V204H228ZM228 205H226V209L228 208V207H230V206H228ZM51 206V205H50ZM146 206H145V208H146ZM176 206V205H175ZM228 206V207H227ZM43 208V209H40V208ZM167 207H169V206H167ZM172 207H174V205L172 206ZM225 207V206H224ZM49 208H52V207H49ZM48 207H47V209H49ZM93 208V209H92ZM101 208L102 207H100V209H99V211L101 210ZM12 209H14V210H12V212H10ZM52 209H54V211H55V213H57V209H55V208H52ZM52 209H50V212H51V210ZM95 209H97V208H95ZM152 209V210H153ZM174 209V208H173ZM222 210V208L220 207L219 208V210ZM225 210V209H224ZM229 210H232V209H229ZM238 210V209H237ZM240 210V209H239ZM32 211V215H29V212H31ZM98 211V212H99ZM103 211V210H102ZM106 211V210H105ZM162 211H163V213H162ZM177 211V212H176ZM241 211V210H240ZM53 212V211H52ZM58 212V213H59ZM67 212H70V213H67ZM148 212V211H147ZM225 212V211H224ZM227 212V211H226ZM231 213H232V211H230ZM99 213H101V211L99 212ZM103 213V212H102ZM101 213V214H102ZM113 213V212H112ZM157 213V214H158ZM221 213V212H220ZM244 212H242L241 214H243ZM100 214V215H101ZM104 214V213H103ZM106 214V213H105ZM108 214V213H107ZM106 214V215H107ZM146 214V213H145ZM151 214V213H150ZM226 214V213H225ZM237 214V213H236ZM235 214V215H236ZM244 214H246V213H244ZM42 217H41V216ZM50 215V216H49ZM53 215H55V214H53ZM99 215V216H100ZM109 215V214H108ZM143 215V214H142ZM147 215H149V214H146V217H147ZM156 215V214H155ZM224 215V214H223ZM218 216V215H217ZM226 216H229L228 214H226ZM231 216V215H230ZM234 216V215H233ZM244 216H246V215H242V216H240V218H241V220L243 219V217ZM97 217V216H96ZM95 217V218H96ZM109 217H110V215H109ZM142 217H145V216H142ZM222 217V216H221ZM225 217V216H224ZM239 217V216H238ZM97 218H100V217H97ZM155 218V217H154ZM233 218V217H232ZM246 217H244V219H245ZM112 219V218H111ZM137 219V220H136ZM211 219V220H210ZM226 219V218H225ZM239 219V218H238ZM243 219V220H244ZM248 219V218H247ZM48 220H51V218L50 219H48ZM56 220V221H55ZM136 220V221H135ZM215 220H216V218H215ZM220 220V219H219ZM229 220V219H228ZM232 220V219H231ZM231 220H230V223H231ZM235 220V219H234ZM52 221V220H51ZM141 221V220H140ZM214 221V220H213ZM221 221V220H220ZM226 221H227V219H226ZM239 221V223H240V220H238ZM237 221V222H238ZM247 221V220H246ZM245 221V222H246ZM46 222H48V221H46ZM143 222V221H142ZM49 223H50V221H49ZM97 223V224H98ZM112 223V222H111ZM135 223V225H133ZM148 223H149V220H148ZM210 223V224H209ZM217 223V222H216ZM219 223V222H218ZM229 223V222H228ZM244 223V222H243ZM247 223V222H246ZM37 224H38V226H37ZM44 224V223H43ZM46 224V223H45ZM117 224V223H116ZM140 224H141V222H140ZM143 224V223H142ZM141 224V225H142ZM162 224H163V222H162ZM187 224V225H188ZM223 224H226V222L225 223H222V225ZM250 224H251V222H250ZM249 224V225H250ZM3 225H9L8 227L7 226H3ZM48 225V224H47ZM53 225V224H52ZM105 225V224H104ZM108 225H111V224H108ZM113 225V224H112ZM138 225H139V222H138ZM217 225V224H216ZM219 225H221L220 223H219ZM235 225V224H234ZM234 225H232V226H234ZM238 225V224H237ZM237 225H235V226H237ZM242 224H240V225H238V227L239 226H241ZM249 225H248V227H249ZM103 226V225H102ZM189 226V225H188ZM199 226V227H200ZM230 226H231V224H230ZM251 227H253L252 226V224L250 225ZM257 226V225H256ZM2 227L4 228V229H2ZM53 227V226H52ZM136 228H142V226L141 227H137V225L135 226ZM221 227V226H220ZM244 227H246L245 226V224H244ZM5 228H8V229H5ZM9 228H12V229H9ZM50 227H48V229H49ZM101 228V227H100ZM106 228H107V226H106ZM117 228V227H116ZM119 228V227H118ZM170 228H172V227H170ZM178 228H180V227H178ZM206 228H204L205 230H206ZM209 228H208V231H209ZM215 228H217V227H215ZM232 228V227H231ZM259 228H261V227H259ZM259 228L257 229L256 228V231H253L255 228H253V230H252V228L250 229V227L248 228L249 230V232H250V230H252V233L254 232V234H252V237L255 235V233L257 232V230H259ZM65 229L70 233V236H68L67 235V237L64 239V237H65V234H64V232H65ZM108 229H109V227H108ZM181 229V228H180ZM197 229H199V228H197ZM197 229L195 230V231H197ZM218 229V228H217ZM220 229V228H219ZM218 229V230H219ZM226 229H228V228H226ZM230 229V228H229ZM239 229V228H238ZM243 229V228H242ZM241 228H240V230H242ZM246 229H247V227H246ZM261 229H264V228H261ZM7 230V231H6ZM9 230H10V232H9ZM12 230V231H11ZM101 230H103V229H101ZM117 230V229H116ZM115 230V231H116ZM135 230V231H134ZM140 230H142V229H140ZM205 230H202V232L203 233H201L200 232V235L202 236V235H204V232H205ZM240 230H237L238 232H241ZM244 230H245V228H244ZM66 231V232H67ZM118 231H117V233H118ZM142 231H144V230H142ZM192 231V230H191ZM207 231V232H208ZM214 231H216V229L214 230ZM228 231H230V230H228ZM233 231V230H232ZM235 231V230H234ZM243 231V230H242ZM9 232V233H8ZM13 232V233H12ZM67 232V234H69ZM99 232V234H100V236H102V232L101 231H98ZM140 232V231H139ZM199 232V231H198ZM207 232H205L206 234H208ZM226 232V231H225ZM245 232H247V231H245ZM249 232H247L248 233V235L247 234H244V235H246L248 238H246L247 240L246 241H248L249 240V238H250V236H249ZM258 232H260V231H258ZM107 233V232H106ZM183 233V232H182ZM209 233H212V231H210ZM220 233V232H219ZM237 233V232H236ZM251 233V232H250ZM60 234L62 235L61 237H60ZM119 234V233H118ZM142 234V233H141ZM166 234V233H165ZM186 234V233H185ZM188 234V233H187ZM206 234H205V236L204 237H207L206 236ZM215 234V233H214ZM217 234H218V231H217ZM222 234V232L220 233V235ZM228 234H230V233H228ZM227 234V235H228ZM257 234V236L255 237L254 236V238H253V241H255L256 240V238H258V239H260L259 237V235H261V233H259V235H258V233H256ZM107 236V234H104V236ZM110 235V234H109ZM114 235H115V233H114ZM139 235V234H138ZM171 235H172V233H171ZM190 235V234H189ZM234 235H236V234H234ZM237 235H238V233H237ZM236 235V236H237ZM141 236V235H140ZM140 236H138L139 238H140ZM169 236H170V234H169ZM168 235H166V237H169ZM173 236V237H172ZM171 237L172 238H174L175 236L174 235H172ZM181 236H183V235H181ZM197 236H198V234H197ZM200 236V237H201ZM259 236V237H258ZM114 236H112V238H113ZM129 237V239H130V241L132 240L131 238ZM185 237H187V236H185ZM192 237V236H191ZM199 237V238H200ZM203 237V236H202ZM232 237V236H231ZM231 237H230V239H231ZM251 237V238H252ZM101 238V237H100ZM103 238H105V237H103ZM132 238H135V237H133L132 236ZM142 238V237H141ZM172 238H171V240H172ZM175 238H177V237H175ZM174 238V239H175ZM190 238V237H189ZM198 238V239H199ZM210 238H212V237H210ZM210 238H208L207 237V239L209 240ZM216 238V237H215ZM220 238V237H219ZM222 238H223V235H222ZM238 238V237H237ZM250 238V239H251ZM263 238V236H261V239ZM128 239V238H127ZM136 239V238H135ZM143 239V238H142ZM168 239V238H167ZM166 239V240H167ZM170 239V238H169ZM173 239V240H174ZM179 239H181L180 238V235H179ZM184 239V238H183ZM203 239V238H202ZM205 240H206V238H204ZM233 239V238H232ZM231 239V240H232ZM257 239V240H258ZM36 240L38 241V242H36ZM72 240H74V242L72 241ZM114 240V239H113ZM119 240V239H118ZM137 240V239H136ZM171 240H169L170 242H171ZM188 240V239H187ZM194 240V239H193ZM197 240V239H196ZM200 240V239H199ZM212 240H214V238H212ZM236 240V239H235ZM243 241H244V238L242 239ZM242 240H239L240 242H243ZM128 241V240H127ZM133 241V240H132ZM135 241V240H134ZM138 241V240H137ZM182 241V240H181ZM192 241V240H191ZM195 241V240H194ZM217 241V240H216ZM233 241V240H232ZM251 241H252V239H251ZM250 241V243L255 247V246H257V245H260V244H263V243H260L261 241L260 240H258V242L260 243H258V242H251ZM33 242H34V240H33ZM105 242H107V241H105ZM109 242V241H108ZM140 242V241H139ZM179 242V241H178ZM185 242V241H184ZM183 242V244H185ZM193 242V241H192ZM214 242V241H213ZM230 242V241H229ZM240 242H239V244H240ZM30 243V242H29ZM117 243V242H116ZM137 243V242H136ZM172 243H173V241H172ZM180 243V242H179ZM201 243V242H200ZM244 244H245V241L243 242ZM119 244V243H118ZM131 244H133V243H131ZM139 244V243H138ZM168 244H170V243H168ZM188 244V247H189V243H187ZM226 244V243H225ZM231 244V243H230ZM243 244V245H244ZM247 245H249L248 243H246ZM246 244H245V246H246ZM30 245V244H29ZM140 247H141V242H140ZM138 245V246H139ZM182 245V244H181ZM194 245V244H193ZM203 245V244H202ZM251 245V248L253 247ZM134 246V245H133ZM136 246V245H135ZM138 246H136L137 248H139ZM168 246V245H167ZM173 246H176V245H174L173 244ZM179 246V245H178ZM185 246V245H184ZM187 246V245H186ZM195 247L197 246V245H194ZM207 246V245H206ZM239 246V245H238ZM241 246H242V244H241ZM177 247V246H176ZM187 247V248H188ZM208 247V246H207ZM207 247L205 248L206 250H207ZM232 247V246H231ZM249 247V246H248ZM247 247V248H248ZM261 247H264V245L263 246H261ZM134 248V247H133ZM192 248V247H191ZM194 248V247H193ZM241 249L243 248V246L242 247H240ZM239 248V249H240ZM115 250H116V248H114ZM136 249V248H135ZM141 250H142V248H140ZM171 250H172V248H170ZM174 249V248H173ZM208 249H210V247L208 248ZM238 249V248H237ZM244 249V248H243ZM259 249H260V247H259ZM259 249H257V247H256V253H257V250L259 251ZM264 249V248H263ZM81 250H85V252H86V254H88L87 252H89V254L90 253H92L93 255H92V257L95 259H92V258H88V259H86V258H84V257H82V256H79V255H81V254H79V251H81ZM118 250V249H117ZM144 250V249H143ZM168 250H169V248H168ZM178 249H176V250H174L175 252L177 251ZM252 250V249H251ZM250 250V248L248 249V251L250 252L251 251ZM254 250V249H253ZM252 250V251H253ZM72 251V252H71ZM110 251V250H109ZM194 251H195V249H194ZM205 251V250H204ZM203 251V252H204ZM208 251V250H207ZM244 251H247L246 250V248L244 249ZM247 251V255H250L249 254V252ZM252 251H251V254H252ZM84 252V251H83ZM111 252V251H110ZM118 252V251H117ZM140 252V251H139ZM178 253H179V251H177ZM181 252V251H180ZM201 252V251H200ZM203 252L201 253V254H203ZM255 252V251H254ZM141 253V252H140ZM256 253H254V254H256ZM259 253V252H258ZM84 254V253H83ZM86 254H84L85 255V257H86ZM206 255H207V252L205 253ZM243 254H245V252L243 253ZM39 255V254H38ZM175 255V254H174ZM216 255V254H215ZM24 256H26V259H24ZM90 256H91V254H90ZM170 256V255H169ZM201 256V255H200ZM170 257H172V256H170ZM201 257H203V256H201ZM148 258V257H147ZM175 258H176V255H175ZM197 258H199V257H197ZM205 258V257H204ZM209 258V257H208ZM211 258L213 259V256H211ZM169 259V258H168ZM178 259V258H177ZM180 259V258H179ZM210 259V258H209ZM171 260V259H170ZM174 260V259H173ZM199 260V259H198ZM206 260H208L207 258H206ZM200 261H202V258H201V260ZM210 261V260H209ZM208 261V262H209ZM212 261V260H211ZM217 261V260H216ZM190 262H192V261H190ZM194 264H196V262H198V261H195L194 260ZM203 262V261H202ZM219 262V261H218ZM59 263H61V262H59ZM147 263L149 264V262L147 261ZM193 263V262H192ZM201 263V262H200ZM213 263V262H212ZM83 264H86V263H83ZM151 264V263H150ZM174 264H175V262H174ZM209 264V263H208ZM210 264H211V262H210ZM216 264H218V263H216Z\"/></svg>",
  "mask_w": 264,
  "mask_h": 264
},
{
  "label": "crops",
  "instance_id": "crops-1",
  "mask_svg": "<svg viewBox=\"0 0 264 264\" xmlns=\"http://www.w3.org/2000/svg\"><path fill=\"white\" fill-rule=\"evenodd\" d=\"M193 74H194L195 76L197 75V74H195V73H193ZM197 77H199V75H197ZM210 77H211V76H210ZM213 77H215V79H216V76H215V75H213ZM182 80H184L185 85L188 84V85L194 86V88H195L194 91H196L197 87L199 86L198 83L194 81L193 77H191L189 73H187V74H186V77L184 76V78H182ZM209 80H210V78H209ZM192 83H196V84L194 85V84H192ZM209 84H210V83H209ZM185 85H184V86H185ZM209 86H210V85H209ZM208 88H209V87H208ZM215 88H216V86L214 85V91H215ZM210 90H211V89H210ZM185 93H186V92H185ZM186 94H187V93H186ZM187 95H188V94H187ZM191 98L193 99V94H192V97H191ZM65 113L68 114L66 108H65ZM76 113H78V108H73V111L70 113V114H72V115H70V114H68V115H70V118L72 119L73 116L76 115ZM106 113H107V112H106ZM106 113H104L103 116H101V117L104 118V120L102 119V121H104V124H105V121H108V119H109V117H110V114H106ZM187 114H188V113H187ZM193 115H194L193 112H192V111H191V112L189 111V116H190V118L194 119V118H193ZM106 116H107V117H106ZM108 116H109V117H108ZM112 116H114V115H112ZM112 116H111V117H112ZM76 117H77V116H76ZM105 117H106V118H105ZM194 120H195V119H194ZM67 121H68V120H67ZM67 121H66V122H67ZM72 123H73V121L70 120V121H69V125H72ZM71 129H72V127H71ZM112 136H114V135H112ZM105 137H108L109 141L111 140V139H110V138H111L110 135L107 136V135L105 134V135H104V138H105ZM56 138H59V139H61V140L59 141L58 139H57V140L54 139V140H55V141H54V140H52V139H53V138H52V139H51L52 142H51V141H50V142H51L52 144H54V142H55V145H56V146H57V143L59 144V146H62L63 143L65 144V142H66L67 140H69V141H67V143H66V144H68V145L65 144V145H64L65 148H63V149H62V147H60L61 150L58 149V146L56 147L55 151H57V150H58V151L55 152L56 155H54V158H52L51 161H50L49 168L47 169L48 171L46 172V173H48V174H47V177H45V176H46V173L44 174L45 176H44V175H43V176H42V175H39V176H38V179H39L40 177H42V178H40V180L42 179V184H39V185H38V191H37V189H36L37 185L34 187V194H35L36 196H37L38 194L40 195V196L38 195V198H39L40 202L43 204L44 208L46 207V210L49 211V214L52 215V216L49 215L50 217L48 218V219L51 218L52 221L47 219L46 221H48V222H46V221H45V218H44V221L42 222V220L40 219L41 227L43 228V227H44L43 225H46L45 228H46V230H48V231L51 230V229H53V228L55 229V231H59V230H58V228H59L58 226H57L56 228L54 227L55 224H54L53 221H54V219L57 220L58 218H60L59 216H61L62 213L65 214L66 211H67V209H66L65 213H64V212L61 213V212H59V211H60V210H59L60 208L57 209V207H60V206H58V205H59V204L61 205V203H62L61 207H63V206H64V208L67 207L66 205L70 202V201L68 202V201L66 200L67 198L70 199V200H73L72 198H73V197L76 198V197H75L76 194H77V196L79 197L83 192L85 193L87 190H88L89 193H93V194L96 195V194H97V191H95V190H96L95 188H98V190H99L98 192H101V193H98V194H97L98 197H97V196L90 195V194L87 193V192H86L85 194L83 193L84 196L89 194V196L92 197V198H91L92 200H90V201H92L93 204H94V200H95V204H96V205L94 204L95 206L90 205L91 202L88 203V202L86 201V200L89 198V196L85 197V198H87V199H86V200L83 199V201H84V203H86V205L88 204L87 206H90V207L92 206V207L94 208V209L92 208V209H93L92 211L94 212V216H93V217H94V220H95V223L93 224L94 226H95V225H96V226H97V225L99 226V224H100V223L96 222V221H98L97 219H104L103 217H107V218H105V219H107V221H108V218H109V221H108L107 224L103 222L98 228L96 227V229H97V236H99V237H97V239L102 240L104 243H107L108 248H109V249H108L109 254H111V253L114 254V255H112V254L110 255L111 257L114 256V257H113V259H114L113 262L116 261V259H115L116 257L118 258L117 261H119V260H120V256H121V254H120L121 249H119V248H120V241H121V236H120L121 234H120V232L118 231V230H120V223H119L118 221H115V220H114V213H115V210H113V209H112V211H111V209H108V210H107V209H105L102 205H101V206L99 205V204H101V203L103 202V205L106 204V205H104V206H107V207L111 206V207H112V205H109V204L112 203V200H115V198L117 197V194H120V191H118V190H120V180L118 179L119 175H115V173H113L112 171H111V172H106L104 165H102V166H100V168H98V167H99V164H101V161L104 159V157H102V160L98 157V158L100 159V161H99V159H98V161H97V160H96L97 157H96L95 155L100 156V155H98V154H99V153H98V152H99L98 148H100L101 145H103V143L100 144V145L94 144V145H96V146H94L95 148H93V147H88V146H85V145H84L85 143H83V141H88L86 138H82V137H78V136H77L75 139H74V136H72V137H67V136H66L65 138H64V136H57ZM72 138H73V139H72ZM76 139H80V140L82 139V140H81V142H78V141L75 142L74 140H76ZM72 140H73L74 142H72ZM53 141H54V142H53ZM58 141H59L60 143H59ZM61 141H62L63 143H62ZM113 141H114V138H112V140L110 141V142H111V145H112L113 143H114V145H115V141H114V142H113ZM103 142H104V140H103ZM51 143H50V144H51ZM71 143H72V146H74V145H75V146L80 145L81 148L84 147V149L86 150L85 153L83 154V156H81V155L79 156V158H78V160H79V164H77V161H78V160H76V161L73 160V161H72V159H67V158H70L69 151H68V150H69V147H68V146H70ZM114 145H112V148H113V149L115 148ZM67 147H68V150H67ZM87 148H88L89 150H88ZM112 148H111V152H114L115 150H112ZM63 150H64V151H63ZM87 150H88V151H87ZM96 151H97V152H96ZM66 152H68V154H67ZM57 153H58V154H57ZM62 153H63V154H62ZM94 153H95V155H94ZM107 153H110V152L108 151ZM64 154H67L66 157H65ZM85 154H86V155H85ZM89 154H90V155H89ZM92 154H93L94 156H93ZM60 155H62V156L64 155L63 157H62V156H61V157H62V158L65 157L67 160H66V159H65L66 161L63 160V159L60 157ZM87 156H88V157H87ZM90 157H91V158H90ZM93 157H95V158H93ZM107 157H110V159L112 158L111 160L109 159L110 161H113V160H114V155H113V154L111 155V153H110ZM53 159H54V160H53ZM58 159H62V161H64V162H62V163L60 164L59 162H61V161L58 160ZM86 159H87V160H86ZM88 159H89V160H88ZM92 159H94V161H93ZM69 160H70V161H69ZM85 160H86L87 162H86ZM95 160L99 163V164L97 163L98 167H97V165L94 164V163H96ZM68 161H69V163H70V162H73V164H72L73 167H72V168H73V169L75 168V170H77V169L80 170L79 172H81V173H82V172H83V173L86 172V174H87V172H88V173L90 174L91 172H95V171H96L95 168H98V169H97V171H96V174H95V173H92L91 176H89L88 174L86 175V174H83V173H82V174H81V173H77L76 171L74 172V173H75V175H74V173H71V172L74 171V170H71V169H72V168L70 167V166H71V165H70L71 163H70V164H69V163L67 164ZM81 161H82V163H83V162H86L85 165L82 166V168H81L82 170L79 169L80 165L82 164ZM92 161H93L94 163H93ZM53 162H54V163H53ZM74 162H76V165L74 164ZM52 163H53V164H52ZM63 163H64V164H63ZM91 163H92V164H91ZM51 164H52V165H51ZM57 164L62 168V171L60 170V168L58 167ZM65 164H66L67 166L70 165V166H68V167H70V169L68 168L69 170L65 167ZM88 164H89V165H88ZM90 164L92 165V167L90 166ZM62 165H63V167H62ZM74 165H75V166H74ZM77 165H78V166H77ZM87 165H88V167H89V168H88L89 171H85V168H84V167L87 168ZM93 165H94V166H93ZM50 166H51V167H50ZM95 166H96V167H95ZM55 167H56V168H55ZM57 167L59 168V170H58ZM76 167H77V168H76ZM65 168L67 169L66 172L71 170V171H70V174H69V175L72 174L71 177L68 175L69 178H67L68 176L64 174V170H65ZM90 168H91L92 170H91ZM52 169H53L54 171H53ZM100 169H102V171H101ZM49 170L52 171V172H50ZM83 170H84V171H83ZM90 170H91V172H90ZM94 170H95V171H94ZM98 170H99V172L101 171L100 173H101V175H103V176H101L100 173H98L99 175L97 174ZM103 170H104V171H103ZM34 171H35V170H34ZM43 171H46V170H43ZM56 171H57L58 174H55ZM59 171H60L61 173H60ZM40 172H41V171H40ZM66 172H65V173H66ZM104 172L106 173V175L103 174ZM49 173H50V174H49ZM68 173H69V172H68ZM68 173H67V174H68ZM76 173H77V174H76ZM107 173H108V174L111 173V174H109V176H107ZM60 174H61V175L63 174L64 177L66 178V180L68 179L67 182H66L67 185H69L70 187H73V186H74V188H70V189H73L72 191H71V190H68L65 186L62 185V184L65 183L66 180H64V179H65V178H64V179H63L64 181H61L60 178H63V175L60 176ZM78 174L80 175V177L77 176ZM94 174L96 175V177H92ZM52 175H53V176H52ZM55 175H56V176H55ZM57 175H59L60 177L57 176ZM83 175H84V176L86 175V176H88V177L86 178V177H84ZM95 175H94V176H95ZM97 175H98V176H101V178L98 177ZM104 175H105V177H104ZM81 176L84 178V180H83V178H81ZM110 176H112V177H110ZM116 176H117V177H116ZM35 177H36V184H37V176H35ZM49 177H51V179H50ZM52 177H54V178H52ZM58 177H59V179H58ZM72 177H73V178H72ZM77 177H78V179H79V178H80V179H79V180L76 179ZM97 177H98V178H97ZM102 177H103V178H102ZM107 177L113 179L114 181H115V180L119 181V182H118V185H117V184H116L117 186L115 185V182H117V181L113 182V181L110 179V181H112V182L114 183V185H115V186H114L113 184H111V186H110V183H112V182H110V181H109V178H107ZM48 178H49L50 180H49ZM55 178L59 180V181L57 180L58 182H61V183H62V184L60 183V186L62 185L61 188H63V187L66 188V189H65V188L61 189V191L65 189V190H67V192H70V191H71V193H72V192L75 191V190L77 191V190L79 189V187L81 188V190H84V189L82 188V187H83V186H82L83 183L86 185V186H84V188L86 187L87 190H86V191H83V192L80 194V193H79V192H80V189H79V190H78L79 192L77 191V193H76L74 196H70V197H72V198H70L69 196H66L67 194H66V195L64 194V193H66L65 191H64V193H63V192H60V194H61V193L64 194L65 198L67 197V198L65 199L64 196H63L64 199H63V198L60 199V197H62L61 195H59V196H60L59 198L57 197V196H58L57 193H59V191H60V188H59L60 186H59V187L57 186L58 183H57L56 180H54ZM74 178H75L76 181H74ZM89 178H90V179H89ZM91 178H96L97 180L100 178L101 180H98L99 182L96 181L98 184L96 183V185H94L95 182H94L93 184L91 183V182H92L91 180H94V179H91ZM114 178H117V179H114ZM47 179H48V180H47ZM69 179H70L71 181L73 180V181H74V184H73V181H72V183H71V181H70ZM81 179H82V180H81ZM85 179H88L87 182L90 184V185L88 184L89 186H87V184H86L87 182H86ZM40 180H39V181H40ZM44 180H45V181H44ZM53 180H54V181H53ZM103 180H104V182H102ZM43 181H44V182H43ZM52 181H53V183H52ZM69 181H70V182H69ZM83 181H84V182H83ZM90 181H91V182H90ZM105 181H106V182H105ZM108 181H109V182H108ZM80 182H81V183L83 182L82 185H80V184H81ZM85 182H86V183H85ZM100 182H101V183H100ZM107 182H108V183H107ZM48 183H49V184H48ZM51 183H52L51 186L55 185L54 183L57 184V185L53 186L54 188L56 187L57 193H55V192L53 191L54 188L50 186ZM66 183H65V184H66ZM75 183L79 184V187H78V188H75V186H77ZM99 183L102 184V186H100ZM105 183H106L107 185L109 184V186H108L109 188L107 187V185H106ZM47 184H48V186H50L49 188L47 187ZM65 184H64V185H65ZM71 184H73V186H72ZM91 184H92L93 186H95V187L93 188V186H92ZM104 184H105L106 186H105ZM69 186H68V188H69ZM90 186H91V187H90ZM98 186H99V187H98ZM103 186H105V187H103ZM112 186H114V187H112ZM87 187H90V188L95 189V190H93V191H95V192H91L92 189H89V188H87ZM50 188H52L51 190L54 192V193H53V197H55V199H54V198L52 197V195H51L52 192H51V191H50V192L48 191V189H50ZM57 188H59V191H58ZM99 188L102 189V190H100ZM104 188H105V189H104ZM110 188H111V190H112V191H110L111 194H110L109 192H107V193H109V196H110V195H111V196L113 195V196H116V197L114 198V197L112 196V200H110L109 202L105 203V199L108 197V196H107V193H106L105 191H109ZM114 188H115V189H114ZM118 188H119V189H118ZM117 189H118V190H117ZM54 190H55V189H54ZM56 190H55V191H56ZM103 190H105V191H103ZM76 191H75V192H76ZM35 192H36V193H35ZM43 192H44V193H43ZM75 192H74V193H75ZM103 192H105V193H103ZM118 192H119V193H118ZM71 193H68V194H71ZM74 193H72L71 195H73ZM112 193H115L116 195H114V194H112ZM102 194H105L107 197H106L105 195L103 196ZM56 195H57V196H56ZM164 195H165V196H164V202L167 203L166 207L169 206V207H171V208H175V207L177 208V207H179L180 205H182V203H183L182 200L176 201V199H175V201H176V206L174 205V207H172V206H173V201H174V199H172V198L170 199V200H172V202H171L172 204H171V203H170V200H167V199H169L171 196H169V198H168V195H169V194L164 193ZM47 196H49V197L51 196L50 198H51L52 200H51V201L49 200L51 203L48 202L51 206H50L47 202H45V201H47L46 198L50 199V198L47 197ZM82 196H83V195H82ZM101 196H102V197H105V198H103L104 200L102 199ZM45 197H46V198H45ZM96 197L98 198V200H99V199H100V200L98 201V200L96 199ZM57 199H58V201H57ZM42 200L44 201V203L42 202ZM88 200H89V199H88ZM101 200H102V201H101ZM66 201H67V202H66ZM100 201H101V202H100ZM53 202H54V203H53ZM63 202H64V203H63ZM99 202H100V203H99ZM110 202H111V203H110ZM52 203H53V204H52ZM66 203H67V204H66ZM177 203H178V204H177ZM63 204H65V205H63ZM168 204H169V205H168ZM47 207H48V208H49V207H52V208L57 209V213H55L56 210L54 211V209H52V208L47 209ZM100 207H102L101 210H100L101 213L103 212L104 214H103V213H102V214L99 213V212H100V211H99ZM169 207H168V208H169ZM95 208H97V209H95ZM50 209H52L51 212H50ZM58 210H59V211H58ZM102 210H103V211H102ZM105 210H106V211H105ZM52 211H53V212H52ZM98 211H99V212H98ZM58 212H59V213H58ZM112 212H113V213H112ZM60 213H61V214H60ZM67 213H70V212H67ZM105 213H106V214L108 213V214L110 215V217H109L108 214L106 215ZM53 214H55V215H53ZM58 214H59V215H58ZM70 214H71V213H70ZM100 214H101V215H100ZM57 215H58V216H57ZM99 215H100V216H99ZM53 216H55L54 219H53ZM56 216H57L58 218H57ZM96 216H97V217H100V218H97ZM95 217H96V218H95ZM111 218H112V219H111ZM105 219H104V220H105ZM56 220H55V221H56ZM49 221H50V223H49ZM111 222H112V223H111ZM43 223H44V224H43ZM45 223H46V224H45ZM97 223H98V224H97ZM116 223H117V224H116ZM47 224H48V225H47ZM52 224H53V225H52ZM104 224H105V225H104ZM108 224H111V225H108ZM112 224H113V225H112ZM102 225H103V226H102ZM52 226H53V227H52ZM106 226H107V228H106ZM48 227H50V228L48 229ZM100 227H101V228H100ZM108 227H109V229H108ZM116 227H117V228H116ZM118 227H119V228H118ZM59 229H60V228H59ZM101 229H103V230H101ZM116 229H117V230H116ZM115 230H116V231H115ZM60 231H61V229H60ZM60 231H59V232H60ZM66 231H67V230L65 229V232H64L65 237H64V239L67 237V235L70 236V233L67 231V232L69 233V234H67ZM98 231H101V232H102V233H101L102 236H100V234H99ZM117 231H118L119 234L117 233ZM106 232H107V233H106ZM114 233H115V235H114ZM104 234H107V236H106V235L104 236ZM109 234H110V235H109ZM61 236H62V235L60 234V237H61ZM112 236H114V237L112 238ZM100 237H101V238H100ZM103 237H105V238H103ZM113 239H114V240H113ZM118 239H119V240H118ZM72 241L74 242V240H72ZM105 241H107V242H105ZM108 241H109V242H108ZM116 242H117V243H116ZM118 243H119V244H118ZM114 248H116V250H115ZM117 249H118V250H117ZM109 250H110L111 252H110ZM83 251H84V252H83ZM117 251H118V252H117ZM71 252H72V251H71ZM39 253H40V256H44V254H42L41 252H39ZM83 253L86 254L85 250H81V251H79V254H81V255H79V256H82V257H84V258H86V259H88V258H92V259H94V258H93L94 256L92 257V255H93L92 253H90V254H91V256H90L89 252H87L88 254H86V257H85V255H84ZM174 254L176 255V258H175V255H174ZM169 255L172 256V257L169 256V257L172 258V259H171L170 261L164 260L165 262H167L166 264H174V262H175V264H180L179 262H180L181 260H180L179 258H180L181 256H183V255H180L177 251H176V252H175V251H171V254H169ZM166 256H167V255H166ZM226 256H227V255H219V254L216 255L215 257H218V259H216L217 261H216V260L214 261L215 264H216V263H218V264H223V263H224V264H227ZM220 257H224V259H221ZM177 258H178V259H177ZM173 259H174V260H173ZM94 260H95V259H94ZM218 261H219V262H218ZM59 262H61V263H59ZM59 262H58V264H68V263H66L65 261H64V262L59 261ZM83 263L88 264V263L86 262L85 259L82 260L79 264H83ZM102 263H103L102 261L97 260V264H102ZM115 263H117V262H115ZM69 264H72V263L69 262ZM118 264H119V263H118Z\"/></svg>",
  "mask_w": 264,
  "mask_h": 264
}]
</instances>
